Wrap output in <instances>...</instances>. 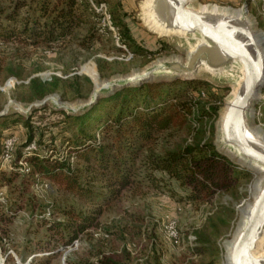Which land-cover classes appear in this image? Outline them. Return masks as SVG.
<instances>
[{
  "label": "trees",
  "instance_id": "1",
  "mask_svg": "<svg viewBox=\"0 0 264 264\" xmlns=\"http://www.w3.org/2000/svg\"><path fill=\"white\" fill-rule=\"evenodd\" d=\"M114 12V16L111 11L110 14L120 45L136 55L152 57L166 49L163 45L155 52L143 48L116 15L117 9ZM99 27V16L92 11L88 0H15L10 11L5 13L0 9L1 44L58 47L60 50L74 42L80 49L89 51L98 37ZM101 62H98L99 72L104 75L105 65ZM13 74L20 77L19 72L13 71ZM91 86L85 76L61 78L54 75L47 81L34 77L22 85L26 91L14 98L32 102L51 93H59L62 99L83 98L87 97ZM207 87L197 80L143 84L101 98L79 116L46 110L49 117H62L54 124L59 128L55 135H50L51 146L44 141L45 128L34 126L33 115L26 120L20 118L26 138L15 152L12 168L8 172L0 170V188L11 185L20 175L17 163L24 159L29 165V172L21 175L26 185L35 183L37 177L86 204L85 209L56 208L61 219H54L55 209L51 204L32 216L31 219L45 229L44 260L37 264H49L61 250L97 227L103 211L137 185L139 173L151 183L158 180L156 175L161 177L160 181L175 182L191 202L208 200L214 192L228 190L249 179L247 172L236 169L215 150L210 140H204L203 120L215 115L216 110L194 99V94ZM260 109L264 123V100ZM189 116H193L198 128L193 126ZM1 119L0 138L2 131L20 123L19 118ZM36 135L37 149L24 158V148ZM183 136L191 137V141L171 140ZM58 137L61 150L68 154L65 158L51 143ZM2 145L3 142L0 150ZM70 156L74 157L72 164ZM12 209L18 211L12 207L10 213ZM11 219V216L0 215V231ZM197 239L201 246L195 248V252L208 256L206 264H216L219 249L215 243L201 234ZM70 253L64 258L65 264H120L104 252H98L94 261H73ZM34 258L36 255L32 253L24 262L29 260L27 264H35Z\"/></svg>",
  "mask_w": 264,
  "mask_h": 264
},
{
  "label": "rangeland",
  "instance_id": "2",
  "mask_svg": "<svg viewBox=\"0 0 264 264\" xmlns=\"http://www.w3.org/2000/svg\"><path fill=\"white\" fill-rule=\"evenodd\" d=\"M14 1L0 0V9L5 13L10 11ZM99 1L106 3L113 16L117 9L116 15L129 27L132 37L143 48L155 52L160 51V46L163 45L166 49L161 50L153 57L136 55L126 47L124 50L117 46L107 31L100 32V30L89 51L80 49L74 42L68 43L60 50L58 47L53 49L42 46L32 48L0 43V88L2 89L0 90V113H5L3 118H10L9 120L19 118L20 121L14 127L11 126L2 131L0 144L7 138L16 137L17 144L13 158L17 148L24 143L26 138L20 118L26 120L33 115L34 126L45 128L43 131L44 141L49 146L52 145L49 143L50 135H55L59 128L54 124L62 118L46 115V110L54 111L50 105L33 111L29 118L20 113L25 104L37 101L22 102L14 98L16 94L26 91L22 85H26L29 79L38 77L47 81L54 75L61 78L73 75L88 77L87 75H89L95 81L96 74L99 80L110 79L128 74L132 70H140L162 57L185 58L187 51L197 43V39L191 36L159 37L151 32L143 20L142 6L146 0ZM244 3H247L249 14L256 21L257 28L264 37V0H219L215 3L210 0H194L192 6L211 4L240 9ZM100 61L105 65L103 66L104 75L99 72L98 62ZM81 67L84 73L78 74ZM13 71L19 72L20 77H15ZM235 80L234 72L212 75L200 71L197 81L207 84L208 87L199 94H194V99H198L216 110L215 115L205 117L203 120L204 140H210L215 150L229 160L236 169L247 172L250 175L247 181L228 190L216 191L208 200L191 202L186 199V194L175 182L160 181L161 177L156 175L158 180L151 183L143 173H139L136 179L137 185L125 191L118 201L103 211L98 219V226L88 231L89 234L79 237L77 248L70 251L72 253L68 252V247L61 250L59 255L50 260L49 264H63L62 259L68 253L71 254L73 261L84 259L94 261L98 252H104L105 255L112 257L120 264H206L209 260L208 256L195 252V248L201 246L197 239L198 234L206 236L215 243L219 249L216 264H224L222 244L230 239L236 226L239 216L237 208L251 200V185L257 178L254 173L238 165L233 155L225 150L217 139L218 117ZM162 82L173 81L167 77H159L153 83ZM91 90L92 86L87 97L70 100L62 99L59 93L52 94H57L63 102L75 104L86 101ZM263 95L264 92L262 100H264ZM9 101H13L19 106L12 104L6 107ZM260 103L255 106L254 118L251 119V123L264 130ZM189 119L192 120L193 126L198 128L193 116H189ZM171 140L178 143L190 142L191 137H175L174 140L173 138ZM32 142L38 146V135ZM51 143L56 149H62L59 137ZM59 153L64 158L68 156L67 152L63 150ZM2 156L3 153L0 150V170L8 172L12 168V164L4 163ZM73 162L74 157L70 156V163ZM19 174L11 185H3L0 188V198L2 199L0 215L5 214L12 218L11 221L3 225L0 231V264H27L29 260L24 261L32 253L36 255L34 258L36 260L33 261L35 264L44 260L42 247L45 246V229L39 227L31 219L32 216L39 214L42 208L51 204L55 209L54 219H61L60 215L56 213V208H86V204L77 197L36 177V181L40 180L37 183L46 184L39 192L35 189L36 182L26 185L22 181V174L20 172ZM12 207L18 211L14 212L12 209V213H10ZM171 226L176 231V240L168 237ZM189 238H195V240L189 241ZM9 251H13L16 258L9 254Z\"/></svg>",
  "mask_w": 264,
  "mask_h": 264
},
{
  "label": "water",
  "instance_id": "3",
  "mask_svg": "<svg viewBox=\"0 0 264 264\" xmlns=\"http://www.w3.org/2000/svg\"><path fill=\"white\" fill-rule=\"evenodd\" d=\"M193 1L151 0L148 4L151 19L166 28L185 32V35L171 36L197 39L185 58L162 57L140 70L105 80H99L97 75L96 83L86 74L92 82L86 101L71 104L51 93L25 104L20 113L29 118L33 111L50 105L56 112L79 116L89 111L100 98L124 88L153 83L159 77H167L170 81H195L200 71L212 75L234 72L236 80L218 117L217 139L238 165L252 173L248 166H255L260 172L251 185V200L244 202L238 211L231 237L222 244L224 264H264V130L251 123L255 106L262 101L260 93L264 92V37L256 32L257 23L249 14L247 3L240 9L211 4L202 9L200 4L193 7ZM213 6L219 10L213 11ZM202 64L206 70L202 69ZM82 67L78 74L84 73ZM12 104L19 106L9 101L6 107ZM4 116L1 112L0 118Z\"/></svg>",
  "mask_w": 264,
  "mask_h": 264
},
{
  "label": "built area",
  "instance_id": "4",
  "mask_svg": "<svg viewBox=\"0 0 264 264\" xmlns=\"http://www.w3.org/2000/svg\"><path fill=\"white\" fill-rule=\"evenodd\" d=\"M210 1L215 3V2H217L219 0H210ZM88 2L90 4V6H91L92 11L96 15L99 16V26H100L99 30H100V32H104V31L110 32L112 34V37H113L116 45L121 47L122 49L126 50L125 46H122V45L119 44V34H118L117 29L112 24L111 14L109 12V9H108L106 3H103V2L96 3V2H93L92 0H88ZM16 144H17L16 137H10V138H7V139H5L3 141V145H2V153H3L2 160H3L4 163H7V164H12L13 163V161H14L13 152H14V149L16 147ZM36 149H37V146H36L35 142H31L28 146H26L24 148V150L22 152L23 157L24 158L28 157ZM17 165H18L19 172L21 174H26V173L29 172V165L24 159L19 161L17 163ZM38 181H40V180L37 179V181L35 183V189L40 192L42 190V187L46 186V184L37 183ZM1 200L2 199L0 198V201ZM48 214H49V209L46 210V215H48ZM169 230H170V232H169L168 237L170 239L176 240L177 239V234H176V231L174 230V227L171 226L169 228ZM194 240H195V238H189V241H194ZM77 245H78V241L77 240L73 241L72 245L68 247V252L76 249ZM8 253L13 255L16 258V256L13 253V251H9ZM64 257H65V255H64Z\"/></svg>",
  "mask_w": 264,
  "mask_h": 264
},
{
  "label": "bare ground",
  "instance_id": "5",
  "mask_svg": "<svg viewBox=\"0 0 264 264\" xmlns=\"http://www.w3.org/2000/svg\"><path fill=\"white\" fill-rule=\"evenodd\" d=\"M150 1L151 0H146L144 3H143V14H144V23H145V25L147 26V28L149 29V30H151L153 33H155L156 35H158V36H171V35H185V32H182V31H180V30H176V29H169V28H166V27H164L163 25H160L159 23H157L156 22V20H154V19H151L150 18V14H151V10L150 9H148V4L150 3ZM207 7H205V6H202V9H206ZM211 9L213 10V11H216V10H219V8L218 7H216V6H213V7H211ZM221 10H224V9H221ZM236 13H240V11L239 10H236ZM258 34H259V36L261 37V35L263 36V34L258 30V31H256ZM263 40V39H262ZM202 69L203 70H206L205 69V65L204 64H202ZM89 76V75H88ZM96 77H97V74H96ZM93 80V79H92ZM94 81V80H93ZM95 83L97 82V79L94 81ZM235 90V88L233 89V91ZM262 93L263 92H261L260 93V97L262 98ZM248 167H250L252 170H253V173L256 175V177L258 178L259 177V172H260V170L257 168V167H255V166H248ZM251 192H252V187H251ZM243 206H244V204H242L240 207H238L237 208V210L239 211V210H241L242 208H243ZM239 213V212H238Z\"/></svg>",
  "mask_w": 264,
  "mask_h": 264
}]
</instances>
